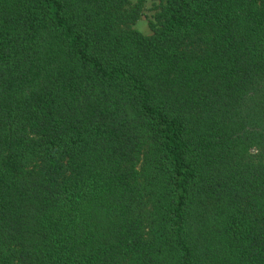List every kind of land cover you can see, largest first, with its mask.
Listing matches in <instances>:
<instances>
[{
	"label": "trees",
	"instance_id": "16d2710c",
	"mask_svg": "<svg viewBox=\"0 0 264 264\" xmlns=\"http://www.w3.org/2000/svg\"><path fill=\"white\" fill-rule=\"evenodd\" d=\"M0 0V264H264V0Z\"/></svg>",
	"mask_w": 264,
	"mask_h": 264
},
{
	"label": "rangeland",
	"instance_id": "374dc122",
	"mask_svg": "<svg viewBox=\"0 0 264 264\" xmlns=\"http://www.w3.org/2000/svg\"><path fill=\"white\" fill-rule=\"evenodd\" d=\"M131 4H140L142 7V15L134 24V28L146 36L152 35L151 23L155 22L159 12L160 0H131Z\"/></svg>",
	"mask_w": 264,
	"mask_h": 264
}]
</instances>
